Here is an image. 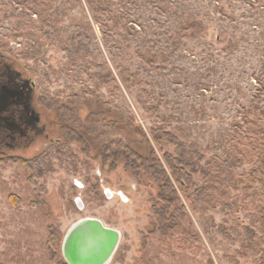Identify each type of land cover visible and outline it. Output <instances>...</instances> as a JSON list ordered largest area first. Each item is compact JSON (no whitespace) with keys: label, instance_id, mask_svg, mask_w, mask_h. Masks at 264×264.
Returning a JSON list of instances; mask_svg holds the SVG:
<instances>
[{"label":"rangeland","instance_id":"374dc122","mask_svg":"<svg viewBox=\"0 0 264 264\" xmlns=\"http://www.w3.org/2000/svg\"><path fill=\"white\" fill-rule=\"evenodd\" d=\"M110 7L112 17L101 15L104 30L86 0L67 10L57 40L62 49L58 65L47 49L19 58L22 39L10 40L7 49L0 46L36 82L49 134L27 150L0 157V264H67L64 235L85 217L121 232L109 264H255L250 250L229 245L219 229L239 217L245 221L244 213L223 214L196 202L193 188L176 185L188 214L166 234L154 210L163 202L153 178L136 174L122 160L115 168L104 165L98 151L121 138L144 155L152 147L162 157L151 129L163 125L208 158L214 155L227 126L243 118L260 89L264 0H111ZM10 14L24 21L36 17L17 3ZM2 27L14 28L16 21L0 17ZM99 54L116 75L122 68L137 73L135 84L118 78L119 88L94 86L89 62L98 61ZM145 83L161 102L155 117L147 115L138 98ZM51 94L78 95L68 105L73 120L47 106L44 99ZM126 113L139 132L129 128ZM64 123L86 133L88 145L67 140ZM164 148L173 150L169 144ZM17 158H39L44 164L9 161ZM195 180L202 183L199 174ZM52 233L56 241L49 250Z\"/></svg>","mask_w":264,"mask_h":264},{"label":"trees","instance_id":"16d2710c","mask_svg":"<svg viewBox=\"0 0 264 264\" xmlns=\"http://www.w3.org/2000/svg\"><path fill=\"white\" fill-rule=\"evenodd\" d=\"M80 2L81 0H12L6 5L0 2V17L16 21L14 28H0V46L7 49L10 40L22 39L24 48L18 49L19 58H32L33 54H41L47 49L51 54V62L55 65L60 64L62 49L57 41L60 24L67 10ZM86 2L97 13V22L104 30L101 15L113 16L111 0ZM14 3L23 5L32 16H36L35 19L24 21L10 14ZM191 25L199 28L198 24ZM48 26H52L54 30H47ZM98 58V61L89 62V67L93 71L91 82L94 86L119 88L118 78L127 86L135 84L137 73L122 68L116 75L101 54ZM149 61L153 62V59L150 58ZM258 82L260 89L245 109L243 118L235 119L227 126L216 153L209 158L188 138L182 139L163 125H156L151 129L153 140L159 147L162 157L152 147L148 154L144 155L121 138L106 142L98 152L104 165L110 164L111 168H115L122 160L126 167L136 174L140 172L153 178L159 187V201L163 202L161 209L155 205L154 210L166 234L177 229L188 214L176 185L182 190L193 188L196 202L218 209L223 214L244 213L245 221L239 217L229 226L223 223L219 227L220 232L229 245H239L250 250L255 264H264V105H262L264 70ZM145 85V91L139 94L138 98L147 115L155 117L161 110V102L154 91L148 90L149 83ZM77 98L78 95L51 94L44 100L59 117L65 116L71 121L74 109L68 105L75 104ZM126 114L129 128L139 132L134 126L132 115ZM64 124L62 131L67 140L79 142L83 146L88 145L86 133L77 131L68 123ZM164 144H169L173 150H166ZM9 161H22L28 167H32V163L36 166L44 164L39 162V158L33 161L21 158ZM243 167L248 168L247 173L241 171ZM198 174L202 179L200 185L195 180V175ZM55 237L52 233L48 241L49 250L56 241Z\"/></svg>","mask_w":264,"mask_h":264},{"label":"flooded vegetation","instance_id":"af4514ba","mask_svg":"<svg viewBox=\"0 0 264 264\" xmlns=\"http://www.w3.org/2000/svg\"><path fill=\"white\" fill-rule=\"evenodd\" d=\"M0 49V157L27 150L49 137L48 123L36 98V82Z\"/></svg>","mask_w":264,"mask_h":264},{"label":"water","instance_id":"95a60500","mask_svg":"<svg viewBox=\"0 0 264 264\" xmlns=\"http://www.w3.org/2000/svg\"><path fill=\"white\" fill-rule=\"evenodd\" d=\"M121 242V232L102 220L85 217L64 235L62 254L68 264H109Z\"/></svg>","mask_w":264,"mask_h":264}]
</instances>
